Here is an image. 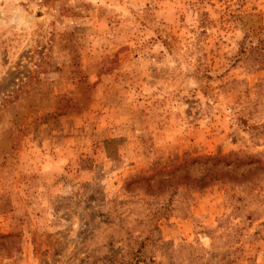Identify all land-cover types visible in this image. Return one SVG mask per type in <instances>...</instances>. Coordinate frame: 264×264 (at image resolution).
<instances>
[{"label": "rangeland", "instance_id": "1", "mask_svg": "<svg viewBox=\"0 0 264 264\" xmlns=\"http://www.w3.org/2000/svg\"><path fill=\"white\" fill-rule=\"evenodd\" d=\"M242 14L264 35V0H0V264H264V66L238 53ZM228 152L249 174L158 219L123 190Z\"/></svg>", "mask_w": 264, "mask_h": 264}, {"label": "trees", "instance_id": "2", "mask_svg": "<svg viewBox=\"0 0 264 264\" xmlns=\"http://www.w3.org/2000/svg\"><path fill=\"white\" fill-rule=\"evenodd\" d=\"M253 17L244 14L238 16L244 37H255L256 41L249 45L242 42L238 53L250 62L251 67L259 68L264 66V35L252 32L251 28H255ZM253 163L252 156L235 152L197 156L183 153L164 164L154 162L147 170L128 177L123 183V190L126 193L137 190L142 196L155 199L154 205L157 207L152 211V218L158 219L180 191H200L213 184L228 183L236 176L245 177Z\"/></svg>", "mask_w": 264, "mask_h": 264}]
</instances>
